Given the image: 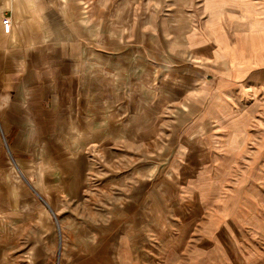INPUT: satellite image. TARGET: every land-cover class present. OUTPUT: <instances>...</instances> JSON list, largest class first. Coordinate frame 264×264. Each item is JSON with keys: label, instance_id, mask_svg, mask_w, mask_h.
I'll return each instance as SVG.
<instances>
[{"label": "crops", "instance_id": "0c3cea01", "mask_svg": "<svg viewBox=\"0 0 264 264\" xmlns=\"http://www.w3.org/2000/svg\"><path fill=\"white\" fill-rule=\"evenodd\" d=\"M74 3L83 9L71 17L50 0H0L4 142L36 143L52 189L71 200L45 203L57 248L50 222L31 235L20 226L11 234L18 246L0 227V264H264V255L237 249L247 243L218 234L250 226L252 192L264 189L250 169L251 120L264 116L251 112L264 27L251 24L264 20V0ZM61 15L67 26L53 36L47 21ZM191 167L194 178L176 169ZM112 190L126 201L108 206ZM60 215L68 217L59 223Z\"/></svg>", "mask_w": 264, "mask_h": 264}, {"label": "rangeland", "instance_id": "374dc122", "mask_svg": "<svg viewBox=\"0 0 264 264\" xmlns=\"http://www.w3.org/2000/svg\"><path fill=\"white\" fill-rule=\"evenodd\" d=\"M54 7V10L60 11L65 10L70 13L71 17L76 16V14H81L78 12L82 7H78L76 2L79 0H65L62 2V6L60 5L61 0H50ZM67 1H70L68 3ZM81 1V0H80ZM67 4L71 5L67 7ZM81 11V10H80ZM66 13V14H69ZM74 14V15H73ZM68 15L65 17L61 15L60 20L59 18L56 19L55 23L53 20L49 23L47 21L46 26L48 30L53 36H56L59 33L58 24L62 27L67 26V18ZM51 19V18H48ZM254 24H251L253 28L256 27H264V20H253ZM201 24H198V26ZM78 26H82L77 25ZM202 26V25H201ZM78 27V28H80ZM173 43L177 45L173 48V53L175 56V52L178 53L182 49L184 45V40L178 39L173 40ZM184 48V47H183ZM180 54V53H179ZM176 58H180L179 56H175ZM261 78L264 76H260L258 73L257 75H252V79L256 80L252 83L251 90H252V102H251V112H257L259 114L260 111L264 112V87L259 86L258 83ZM212 80H209V83H212ZM261 112V114H262ZM236 121V120H235ZM240 121V120H239ZM252 122V157L255 158V164L250 168L251 174L256 179L257 176L261 175L264 176V116L259 117L256 115V118L251 120ZM33 146L32 148H29ZM37 146L36 143L32 144H18L4 142V136L0 130V227L7 230V228L11 229L8 230L9 236L11 240H15L16 245L18 246V242L16 238L12 236L13 234L18 235V229L20 226L21 228H26L25 232L31 234L36 233V228L34 227L35 224H42L43 222H50L53 224L56 230V221L52 214L47 209L45 203L48 206H64L69 205L71 200L66 199H59L58 191H54L52 189L53 180L51 175V171L53 169L51 167H44L41 165V158L43 157V152L41 150H37L35 148ZM40 146V145H38ZM156 169V170H155ZM164 168H154L155 174L158 171H162ZM173 169V168H169ZM176 169H183L184 174L188 178H194L195 176V167L191 168H176ZM206 169V170H205ZM227 169V168H226ZM235 174H236V168ZM247 168H241V170H246ZM223 170V169H222ZM213 171V172H212ZM221 169L218 168H204L205 174L209 172V175H215L222 178L223 175L227 174L221 173ZM148 170L146 171V173ZM142 174V173H141ZM140 176H143L141 175ZM146 175V174H145ZM144 175V176H145ZM119 178V177H118ZM31 186V188L26 184L25 180ZM120 179V178H119ZM120 181V180H119ZM234 182L230 180L228 183H225L223 186L229 189L230 186H233ZM259 185L261 184L260 181L257 182L258 189L260 190ZM120 186L122 184L120 183ZM211 188L209 189L210 194L216 193L213 190V186L210 185ZM115 188H119V186H115ZM36 189L38 191H36ZM114 189V187H113ZM121 190V188H119ZM123 190V189H122ZM108 195V206H111L112 203L117 204L119 201L125 202V199H122L121 195H116V191ZM262 193L259 192H252V199H251V215L247 214L246 221L249 223L250 226L240 227L239 229L234 228L233 225H227L222 230L218 232L220 238L230 234L233 238H235L238 243H247L248 246H241L238 245L237 249L244 252H251L256 251L257 256H255L256 260L264 255V189H261ZM118 193H124V191H119ZM38 195V196H37ZM40 197V198H39ZM115 197V198H114ZM117 197L119 199H117ZM71 204V203H70ZM157 204L159 206V202L157 200H153L147 206L148 208H155L157 210ZM73 205V204H72ZM208 206L207 208L211 207V202L205 204ZM68 217L67 215H60L57 217L59 223L61 219ZM153 219V218H152ZM155 221V220H154ZM157 223V221H155ZM28 226V227H27ZM15 228V231H14ZM29 229V230H28ZM224 230V231H223ZM56 232V241L59 240L60 243V236H58L57 230ZM23 233V231H22ZM76 236L80 234V231H68V236L70 235ZM111 231H108L109 238L111 237ZM12 234V235H11ZM104 233H102L103 235ZM94 236V234H93ZM78 237V235H77ZM58 241L56 242V248L59 245ZM253 253V252H252ZM170 254H175L174 250L170 252ZM239 255V254H238Z\"/></svg>", "mask_w": 264, "mask_h": 264}, {"label": "built area", "instance_id": "2783aa9c", "mask_svg": "<svg viewBox=\"0 0 264 264\" xmlns=\"http://www.w3.org/2000/svg\"><path fill=\"white\" fill-rule=\"evenodd\" d=\"M2 28H3V31L6 33V34H9L12 30V24H11V20L9 17H5L3 20H2Z\"/></svg>", "mask_w": 264, "mask_h": 264}]
</instances>
